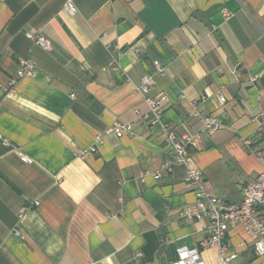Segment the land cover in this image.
Instances as JSON below:
<instances>
[{"label": "crops", "instance_id": "0c3cea01", "mask_svg": "<svg viewBox=\"0 0 264 264\" xmlns=\"http://www.w3.org/2000/svg\"><path fill=\"white\" fill-rule=\"evenodd\" d=\"M65 3L0 0V264H167L181 246L219 264L201 245L208 220L181 214L196 197L184 165L166 168L167 133L198 136L193 163L226 202L264 172V0H73L74 14ZM20 59L35 70L10 84ZM146 74L166 96L157 123L134 88ZM114 122L133 133L78 154ZM225 241L233 264L257 263L241 224Z\"/></svg>", "mask_w": 264, "mask_h": 264}, {"label": "built area", "instance_id": "2783aa9c", "mask_svg": "<svg viewBox=\"0 0 264 264\" xmlns=\"http://www.w3.org/2000/svg\"><path fill=\"white\" fill-rule=\"evenodd\" d=\"M65 9L70 13L76 12L73 0H66ZM225 20L231 17V12L224 9L222 11ZM27 36L34 40L37 44L46 49L51 48V43L44 35L27 33ZM113 57L110 66L113 69H120L117 58L120 54V47L112 46ZM157 73L165 70L164 65L159 61H155ZM35 70L34 64L28 59L19 60V69L16 78L12 79L10 84L15 83L18 79L31 76ZM126 75V74H125ZM128 80L129 76L126 75ZM155 86V77L152 74H146L141 81L134 84L135 90L142 94L149 108V115L152 123L160 121L166 108V96L159 94L152 96L150 93ZM72 97L75 95L72 94ZM220 101L224 102L225 97L220 96ZM204 124L209 132H214L219 125L216 116H208L204 118ZM134 125L132 123L114 122L105 133H98L94 139V146L90 149H83L78 152L84 157L96 146L102 143L107 133H114L121 138L125 135L132 134ZM1 137V136H0ZM6 145L10 144L8 138L2 139ZM167 141L171 147V156L166 161V168L171 169L174 164L184 165L185 181L194 186L196 200L193 204L181 211V214L189 218L197 220H208L207 232L208 236L201 242L203 248L215 247L218 250L219 264H233L232 261L237 257L236 252H229L225 241L229 229L237 224H241L249 236L257 256V263L264 264V216L262 206H264V172H261L255 179L248 181L242 186L241 201L238 203H229L220 197L212 194L207 188L202 170L193 163L189 152L190 146L198 145V136L189 134L177 135L174 131L167 133ZM250 143V141H246ZM22 161L32 163L33 158L22 151H19ZM149 174L147 172L145 175ZM155 178L160 177V173H153ZM24 209L21 210L22 214ZM14 233L22 236L18 229H14ZM167 264H206L201 251L196 246H181L177 252V258Z\"/></svg>", "mask_w": 264, "mask_h": 264}]
</instances>
